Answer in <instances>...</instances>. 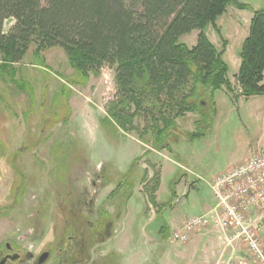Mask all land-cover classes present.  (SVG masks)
I'll return each mask as SVG.
<instances>
[{
	"label": "rangeland",
	"instance_id": "374dc122",
	"mask_svg": "<svg viewBox=\"0 0 264 264\" xmlns=\"http://www.w3.org/2000/svg\"><path fill=\"white\" fill-rule=\"evenodd\" d=\"M238 1L247 5L244 10L250 13L264 10V0ZM208 33L213 42L218 41V37L220 45V36L224 37L227 30L221 29L218 34L209 28ZM230 40L231 50L239 52V41ZM180 41L192 48L198 42L197 31L182 36ZM31 55L23 62L30 78L41 80L40 71L50 76L49 81L42 79L48 82V91L44 90L47 98L40 91L44 84L39 85L36 96L38 106L44 101L48 109L41 111L38 106L29 105L25 93L15 91L16 95H13V87L6 89L3 100H0V242L28 235L24 245L34 242L39 247L49 240L61 242L66 238L65 230L72 233L78 230L88 239L95 237L97 232L103 233L105 224L112 221L118 229H113L109 241L108 238L104 242L100 239L99 246H95L97 250L91 257L94 264H156L161 247L146 246L142 234L161 239V228L166 227L167 222L170 227L171 212L178 207V198L189 186L195 184L201 188L203 182L207 184L237 164L232 160L249 151L252 143L257 147L264 144L263 96L258 100H241L242 97L239 100L234 91L231 93L223 88L211 98L210 91L200 90L202 96L198 94L195 99L202 103V113L206 117H210L212 111L217 112L213 119L197 126L195 122L200 121V116L187 114L177 120L179 128L157 150L153 141L147 142L149 137L141 140L137 131L127 132L109 119L107 106L116 102L113 70H102L85 87L73 86L70 84L73 70L62 50L55 48L43 53L46 67L38 68L37 75L32 71L35 68ZM234 66L231 63L230 78L234 77ZM1 84L0 81V88ZM62 85L71 93L67 100L66 124L53 125L44 143L34 146L35 141L32 147L24 148L27 152L14 158L23 142L27 145L36 139L42 116L59 112L53 106V94L59 92ZM26 113H30L28 119L24 118ZM105 119L114 125L106 122L103 125L100 121ZM137 124L143 125L140 121ZM165 145L170 148L165 150ZM11 159L23 173L18 178L11 168ZM175 162L183 164L187 170ZM156 172L161 177L163 172L165 174V184L162 190L159 189L160 193L157 191L156 198L158 202L161 200L160 203L169 202L166 207L151 204L149 194H146V190L153 187L146 183ZM21 179L25 182L19 186ZM176 184V187L182 185L180 196L172 194L171 189H176ZM20 187L24 188L17 200L13 192ZM89 210L95 217H89ZM240 211L246 220L259 219L258 240L264 248V213ZM118 215L120 221L115 219ZM72 216L82 220L77 228ZM188 219L174 224L171 234L169 231L163 233L164 236L168 234L166 242L186 244L199 232L208 229L223 231L215 222H210L197 226L189 240L178 242L174 231L181 229V224ZM89 222L96 223L97 231L88 228ZM230 235L232 232L228 231L226 236ZM228 241L231 239L224 241L225 248L231 251L232 247L247 261V246L231 241L227 247ZM96 252L97 259L94 258ZM249 262L253 260L249 259Z\"/></svg>",
	"mask_w": 264,
	"mask_h": 264
},
{
	"label": "trees",
	"instance_id": "16d2710c",
	"mask_svg": "<svg viewBox=\"0 0 264 264\" xmlns=\"http://www.w3.org/2000/svg\"><path fill=\"white\" fill-rule=\"evenodd\" d=\"M229 7L248 8L238 0H0V100L6 89L13 87V95L15 91L27 94L29 105L35 108L42 84L40 94L47 98L50 76L40 71L47 81L30 78L23 62L32 54V71L37 75L38 68L46 67L43 53L57 48L65 53L73 70V86L85 87L104 68L113 70L116 102L107 106L109 119L127 132L137 131L141 140L149 137L147 142L153 141L154 148L161 149L179 128L178 119L197 114L200 121L195 124L199 126L217 113L212 111L210 117L202 113V103L195 99L200 90L210 91L211 98L223 88L233 92L223 51L206 34ZM9 19L13 23L6 26ZM194 31L199 32L198 42L190 48L180 39ZM239 57L241 67L236 81L242 96H264V10L253 12ZM70 94L65 85L53 94V106L59 112L42 116L36 139L27 145L23 142L14 158L35 141L34 146L44 143L53 125L66 124ZM43 102L38 106L41 111L48 109ZM29 114L24 118L28 119ZM100 122L113 124L107 119ZM11 168L18 178L21 171L12 159ZM161 181L156 172L146 183L153 185L146 194L151 204L166 207L169 202L160 203L156 198ZM24 182L21 179L19 186ZM23 188L14 190L17 200ZM171 191L175 194L174 189ZM168 231L171 234L166 224L160 233Z\"/></svg>",
	"mask_w": 264,
	"mask_h": 264
},
{
	"label": "crops",
	"instance_id": "0c3cea01",
	"mask_svg": "<svg viewBox=\"0 0 264 264\" xmlns=\"http://www.w3.org/2000/svg\"><path fill=\"white\" fill-rule=\"evenodd\" d=\"M252 18H253V13H250L246 10L244 11L239 10L235 7H229L227 9V12L217 20L216 25L215 26L212 25L209 27L211 28L212 31L218 34H220L221 29L226 28L227 33L225 34V36L222 37L223 36L222 34H221L222 36H220L221 37L220 45H219L220 39L217 37L216 40L218 41L213 42L210 39L208 33L209 28H207L206 30V34L209 40L216 46V48L219 51L221 52L223 51L224 54L223 59L226 61L229 67L231 68V63L235 65L234 66L235 72L233 74L234 77L233 78L229 77V80L232 85L236 84V76L241 67V59L239 57L240 51L235 53L231 50L232 40L230 39H233L234 41L238 40L240 43V50H241L242 44L249 35ZM198 36H199V32L197 31V37ZM236 99L240 100L241 97L238 98L236 97ZM258 99H260L259 96L251 97L248 99L242 97L241 100H258ZM261 145L257 147L256 143H252L249 151L243 152L238 159H234L232 161L236 162L237 164L246 161L250 157L258 154L259 151L260 152L262 151L261 148H264L263 147L264 144ZM175 163L177 164L178 167L187 170L186 166H184L183 164H179L178 162ZM173 172H175L174 169ZM204 183L205 182H203L201 188H199L195 184L191 185L190 183L191 186L188 187L186 193L183 192L182 196H180V194L182 193L181 191H183L181 190L182 185L174 189L175 194L177 193V195L180 197L178 198L179 201L178 207H175L176 209H174V211L171 212V216H170V223L172 224V225L170 224L171 229H173L172 227L174 226V224L182 223V221L186 220L191 216L201 215L209 207H212L214 205V198L211 193V190L208 184L206 183L204 184ZM164 184H165V174L163 172L161 187H160L161 190ZM160 192L161 191H159V193ZM160 201L161 200H159V202ZM167 224L169 225V222H167ZM162 235L163 234L160 233L159 237H161V239H159L158 237L154 238L152 236H149L147 233L142 234L146 246L158 245L161 247V253L158 256V262L156 264H218L219 253L223 248L222 241L219 240V236L221 235L219 231L214 229H208L206 231L199 232L195 234L192 237V239L186 244H173L170 241L166 242V239H163L164 235L163 236ZM127 248L128 245L125 249L127 250Z\"/></svg>",
	"mask_w": 264,
	"mask_h": 264
},
{
	"label": "built area",
	"instance_id": "2783aa9c",
	"mask_svg": "<svg viewBox=\"0 0 264 264\" xmlns=\"http://www.w3.org/2000/svg\"><path fill=\"white\" fill-rule=\"evenodd\" d=\"M236 90L242 93L240 85H237ZM209 186L215 205L203 215L190 217L181 224V229L174 231L175 239L185 242L190 239L191 232L196 230L197 226L215 222V225L223 230L219 240L224 247L219 253L218 264H256L257 261L263 264L264 248L258 240L260 221L257 218L244 219L240 210L247 213H264V151L242 164L230 167L225 173L214 178ZM228 231L232 232L229 237L226 236ZM227 239L247 246V261L232 247L231 251L225 248L224 241ZM231 241H228L227 247ZM249 259L253 262L250 263Z\"/></svg>",
	"mask_w": 264,
	"mask_h": 264
},
{
	"label": "flooded vegetation",
	"instance_id": "af4514ba",
	"mask_svg": "<svg viewBox=\"0 0 264 264\" xmlns=\"http://www.w3.org/2000/svg\"><path fill=\"white\" fill-rule=\"evenodd\" d=\"M89 211V217H95L93 211ZM73 216L71 220L75 222L74 227L77 228L80 223L82 224V220ZM120 218L121 216L118 215L115 219L120 221ZM65 223L68 225L69 222ZM95 224L89 222L88 228L97 231ZM115 224L108 221L104 226L103 233L97 232L95 237H89L88 239H86L83 232H78V230L73 233L71 230H65L67 235L61 242H57L55 239L54 241L49 240L39 247L34 242L27 246L24 245L27 241L25 237H28V235L23 238L11 237L7 241L0 242V264H94L91 257L97 250L94 249L95 246H99L100 239L102 242L107 241V238L108 241L111 239L113 229L117 228ZM70 227H73V225ZM96 255L97 252L94 255V258L97 259Z\"/></svg>",
	"mask_w": 264,
	"mask_h": 264
},
{
	"label": "water",
	"instance_id": "95a60500",
	"mask_svg": "<svg viewBox=\"0 0 264 264\" xmlns=\"http://www.w3.org/2000/svg\"><path fill=\"white\" fill-rule=\"evenodd\" d=\"M12 23H13V20H12V19H9V20L6 22V26H10Z\"/></svg>",
	"mask_w": 264,
	"mask_h": 264
}]
</instances>
